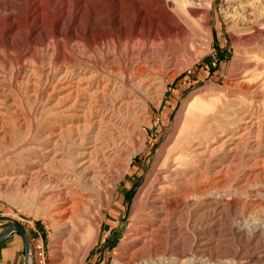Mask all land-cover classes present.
I'll return each instance as SVG.
<instances>
[{
  "label": "rangeland",
  "instance_id": "obj_1",
  "mask_svg": "<svg viewBox=\"0 0 264 264\" xmlns=\"http://www.w3.org/2000/svg\"><path fill=\"white\" fill-rule=\"evenodd\" d=\"M163 1L170 5L178 26L175 30L181 33L172 36L171 48L177 59L166 64L164 80L151 75L148 86L126 90L125 95L136 100L133 113L139 119L129 117L126 131L116 129L106 135L115 147L119 142L117 167L108 174L102 171L100 179L90 173L79 175L82 183L77 187L86 198L76 224L53 227L46 217L51 211L44 204L49 193L46 185L26 189L16 183L21 175L29 177L27 171L40 155L34 149L36 138L53 128L51 123L65 124L68 120L47 108L51 102L47 101V79L57 66L52 53L57 54L59 46L49 43L51 40L44 43L41 37L51 32L57 17H62L60 34L74 39L59 40L81 56L85 47L77 37L90 24L95 33L103 30L100 23L110 16V0H36L28 10L27 0H0V39L10 21L18 27L13 31L15 44L24 39L29 27L34 30L32 56L21 60L23 63L0 41V54L7 63L0 66V235L20 226L29 244L28 263L113 264L124 256L129 248L127 235L136 225L131 217L138 211L140 195L186 123L187 132L197 134L198 145L214 139L209 149L223 146L211 156L199 155L192 169L206 181L189 188L208 191L206 197L198 195V208L203 202L219 199L226 201V206L220 216L208 214L207 219L195 213L197 207L172 216L163 223V230L179 228L182 238L157 239L156 245L168 253L140 252L134 256V264H264V0ZM6 7L9 9L3 11ZM28 16L36 21L30 22ZM131 80L135 84L134 77ZM194 97L199 104L186 117L184 112ZM244 113L253 121L251 127L238 119ZM218 165L224 166L221 189L215 181ZM110 187L116 189L99 225L90 205L102 203L100 198ZM0 264H24V245L18 233L0 243Z\"/></svg>",
  "mask_w": 264,
  "mask_h": 264
},
{
  "label": "bare ground",
  "instance_id": "obj_2",
  "mask_svg": "<svg viewBox=\"0 0 264 264\" xmlns=\"http://www.w3.org/2000/svg\"><path fill=\"white\" fill-rule=\"evenodd\" d=\"M35 2L36 0H27V10L31 9ZM109 5L111 7L109 18L100 23L103 30L95 33L94 27L90 24L82 35L77 37L83 43V47L89 51L82 49L84 53L81 56L74 55L73 50L67 49L69 46H64L59 40V37L67 42L74 39L71 35L60 34L58 26L61 25L62 17H57L51 32L44 33L41 37L44 43L51 40L49 43L59 46V52L55 54L53 51L52 53L57 66H55V71H50L51 77L47 79V83L50 84L47 101H51L47 108H50L53 114H63L68 120L65 124L51 123L53 128L36 138L34 149L39 151L40 160L38 157L32 162L31 169L28 168L30 171H27L30 174L28 178L21 175L16 183L18 186H25L26 189L33 188L34 185H46L49 193L44 204L51 209L46 217L53 227L57 224L61 227L76 224L77 212L86 198L80 192L79 184L82 180L78 177L79 175L90 173L95 179L96 176L100 179L99 175L102 171L108 174L117 167L118 160L115 156L120 154L119 142L116 148L106 135H110L109 132L116 129L126 131L128 129L126 120L129 117L137 118L133 113L136 100L127 97L126 90L129 87L132 89L148 86L151 75H158L161 80H164L163 72L166 64L175 61L173 58L177 55L171 48L172 36L176 33L179 37L181 33L180 29L179 32L175 30L178 26L169 4L163 0H110ZM7 9L9 7L4 8L3 11ZM28 18L30 22L36 21L31 20L29 16ZM14 30H18V27L10 21L0 39L3 43L0 42V44L2 43L8 52L23 63L21 60L30 58L34 49V30L29 27L25 31L24 39L16 44L12 42ZM2 64L7 65L4 56L0 54V66ZM22 68L25 69L24 64ZM132 77H134L135 84L131 82ZM25 83L27 85L29 81L26 80ZM0 90L1 93L2 89ZM190 101L186 113L184 112L186 117H190V113H193L199 104L196 97ZM255 103L257 102L251 104ZM238 119L243 121L244 126L251 127L253 124L249 114H240ZM0 124H2L1 114ZM1 130L0 125V135L3 133ZM196 136V133L187 132L186 123H184L181 132L175 139L173 138L174 142L170 144L171 148L167 150L160 165L158 164L159 166L152 170V177L140 195L138 211L134 212L131 217V220H136V225L133 232L127 235L128 251L121 258L115 259L113 264H134L137 257L134 256L139 255L140 252L168 253L165 247L159 248L156 245L157 239L171 238L179 241V238L184 235L182 230L176 227L163 230V223H166L172 216L189 212L188 209L198 208L199 203L196 201L198 195L206 197L208 191L189 188L190 185L196 187L197 184L201 185L206 181L196 170L192 169L197 164L199 155L210 154L211 156L214 151L220 150L219 147H223L215 145L209 149L213 146L214 139L200 142L198 145ZM239 138L240 136L236 137V141ZM223 170L224 166L221 165L219 170L214 172L216 187L219 189L222 188L224 181ZM225 170L227 171L226 168ZM115 189V187L106 188L100 198L102 203L92 202L90 205L91 210H94L99 218V225L104 220L103 211L108 210ZM88 200L91 203V198ZM225 202L221 199L214 203L203 202L202 207L198 208L195 213H200V217L206 219L208 214L220 216L226 206ZM133 247L136 249L131 252ZM187 264L190 263L187 262Z\"/></svg>",
  "mask_w": 264,
  "mask_h": 264
},
{
  "label": "water",
  "instance_id": "obj_3",
  "mask_svg": "<svg viewBox=\"0 0 264 264\" xmlns=\"http://www.w3.org/2000/svg\"><path fill=\"white\" fill-rule=\"evenodd\" d=\"M12 233H18L21 236V238L23 240V245H24V264H28L29 244H28V241H27L26 234H25L24 230L20 226L14 225V226L10 227L9 229H7L6 231H4L0 235V243L2 241H4Z\"/></svg>",
  "mask_w": 264,
  "mask_h": 264
}]
</instances>
